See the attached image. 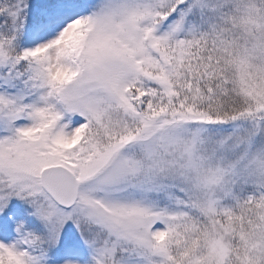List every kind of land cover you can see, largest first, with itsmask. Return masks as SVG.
Here are the masks:
<instances>
[{"label":"snow or ice","instance_id":"1","mask_svg":"<svg viewBox=\"0 0 264 264\" xmlns=\"http://www.w3.org/2000/svg\"><path fill=\"white\" fill-rule=\"evenodd\" d=\"M0 264H264V0H0Z\"/></svg>","mask_w":264,"mask_h":264}]
</instances>
